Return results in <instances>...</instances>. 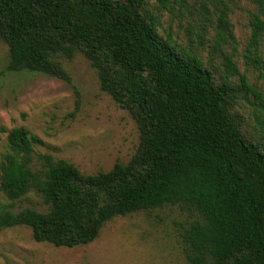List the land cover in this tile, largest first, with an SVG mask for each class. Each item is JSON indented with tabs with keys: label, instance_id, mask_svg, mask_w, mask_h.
Listing matches in <instances>:
<instances>
[{
	"label": "trees",
	"instance_id": "obj_1",
	"mask_svg": "<svg viewBox=\"0 0 264 264\" xmlns=\"http://www.w3.org/2000/svg\"><path fill=\"white\" fill-rule=\"evenodd\" d=\"M150 1L0 0V40L7 69L67 78L61 61L83 55L100 90L125 110L138 131L126 163L84 174L72 163L37 153V136L23 127L7 132L0 157V230L31 229L38 243L73 248L94 241L115 217L177 205L194 219L181 240L188 264H264L263 137L244 136L234 96H256L225 57L236 85L216 81L202 59L157 34ZM250 47L264 40V0H253ZM216 45L232 39L219 11ZM35 193L46 206L13 210Z\"/></svg>",
	"mask_w": 264,
	"mask_h": 264
},
{
	"label": "rangeland",
	"instance_id": "obj_2",
	"mask_svg": "<svg viewBox=\"0 0 264 264\" xmlns=\"http://www.w3.org/2000/svg\"><path fill=\"white\" fill-rule=\"evenodd\" d=\"M165 8L147 5L157 19V34L179 49L196 53L217 82L234 85L238 77L225 71L230 56L256 96L242 91L234 96L233 112L245 137L262 140L264 123V40L250 47L253 0H167ZM226 10L232 39L216 45L219 11ZM67 78L7 69L8 48L0 40V157L7 132L23 127L40 140L37 153L51 154L84 174L109 171L126 163L138 145V131L129 114L102 92L95 70L81 54L61 61ZM9 201L0 192V206ZM45 211L31 192L14 202L13 210ZM194 215L177 205L115 217L98 237L73 248L38 243L31 229L0 230V264H188L181 233Z\"/></svg>",
	"mask_w": 264,
	"mask_h": 264
}]
</instances>
